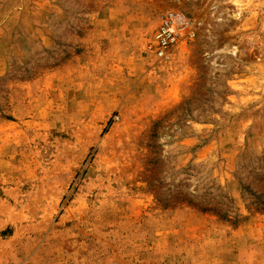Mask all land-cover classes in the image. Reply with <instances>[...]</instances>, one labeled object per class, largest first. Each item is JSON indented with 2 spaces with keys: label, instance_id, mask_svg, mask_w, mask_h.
I'll return each instance as SVG.
<instances>
[{
  "label": "rangeland",
  "instance_id": "rangeland-1",
  "mask_svg": "<svg viewBox=\"0 0 264 264\" xmlns=\"http://www.w3.org/2000/svg\"><path fill=\"white\" fill-rule=\"evenodd\" d=\"M0 264H264V0H0Z\"/></svg>",
  "mask_w": 264,
  "mask_h": 264
},
{
  "label": "built area",
  "instance_id": "built-area-1",
  "mask_svg": "<svg viewBox=\"0 0 264 264\" xmlns=\"http://www.w3.org/2000/svg\"><path fill=\"white\" fill-rule=\"evenodd\" d=\"M197 24L180 11H167L160 18L150 46H153L157 56L167 58L181 40H190L195 36Z\"/></svg>",
  "mask_w": 264,
  "mask_h": 264
}]
</instances>
